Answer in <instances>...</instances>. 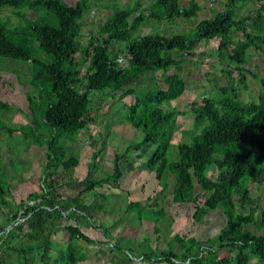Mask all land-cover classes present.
Instances as JSON below:
<instances>
[{
  "label": "trees",
  "instance_id": "16d2710c",
  "mask_svg": "<svg viewBox=\"0 0 264 264\" xmlns=\"http://www.w3.org/2000/svg\"><path fill=\"white\" fill-rule=\"evenodd\" d=\"M247 5V14L240 18ZM138 8L137 4L115 10L84 43L81 21L89 10V0L74 5L64 0H0V60L26 66L28 81L36 90L35 97H26L30 125L10 128L0 119V133L20 134L22 142L46 147L39 191L18 204L12 200L8 172L0 162V208L6 209L5 213L0 210V264L85 262L87 257L78 242H93L80 227L107 230L94 225L98 202L85 203L83 197L96 188L117 183L123 175L120 162H132L130 151L139 152L149 144L155 150L140 168L154 174L163 190L172 176L173 196L180 204L194 205V222H201L208 211L221 209L225 227L206 241L177 234L166 249L142 246L138 257L148 264H251L253 259L264 264V234L252 231L264 230V208L257 218L258 205L247 187L264 186V95L257 101L243 102L231 81L227 86L213 84L211 93L199 94L186 112L169 108L186 90L180 75L185 56L194 55L201 42L213 39L218 40L217 62L228 68L221 73L232 80L236 76L241 84L248 74L264 91V77L245 68L250 51L264 55V0H226L222 11L199 21L189 33L170 37L159 32L141 35L140 29L147 20L171 25L176 19H194L200 11L195 0H189L187 6L180 0H151L147 9L129 20ZM3 12L8 15L2 17ZM114 43L124 46L114 49ZM175 53L180 54L178 58ZM86 62L88 68L82 71ZM92 94L118 95L121 99L132 96L126 119L142 134V140L112 158L110 174L93 178L89 168L83 182L69 186H75L78 193L64 195L54 177L63 178V172H73L79 163L69 154L68 143L95 121ZM8 108L0 100V113H10ZM185 113L193 117L187 136L190 143L179 142L178 159L169 162L167 150L177 119ZM39 123L48 130L47 138L40 133ZM92 140L91 145L97 147V140ZM102 149L104 145L93 153L90 167ZM140 158L136 154V159ZM142 207L140 202H128L125 213L141 221ZM158 213V217H165L162 210ZM69 220L73 224L64 225ZM59 227L67 234L65 247H57L52 241ZM103 236V243L112 245L111 251L132 252L113 242L108 234ZM116 262L131 264L132 260L118 258Z\"/></svg>",
  "mask_w": 264,
  "mask_h": 264
},
{
  "label": "rangeland",
  "instance_id": "374dc122",
  "mask_svg": "<svg viewBox=\"0 0 264 264\" xmlns=\"http://www.w3.org/2000/svg\"><path fill=\"white\" fill-rule=\"evenodd\" d=\"M64 1L74 5L80 0ZM180 1L182 6H187L189 0ZM195 1L200 6V11L194 19L190 21L176 19L170 23L171 25L167 22L156 23L147 20L141 26L140 34L147 35L159 32L170 37L175 33H189L199 21L211 18L216 11H222L226 3V0ZM137 4L139 8L129 20L138 16L140 11L147 9L151 5V0H89V10L81 21L82 41L87 43L90 34H97L102 24L108 17L112 16L115 10L134 7ZM249 6L247 5L246 9L240 13V18L247 14L246 10L249 9ZM7 15L8 12L1 14L2 17ZM217 44V39L207 43L201 42L194 50V55L187 54L185 56L186 60L181 66L180 75L186 82V90L180 98L171 102L170 109L186 112L188 106L200 98V96L198 97L199 94L205 91L208 95L211 93L210 91L214 88L213 84L227 86L231 81H233V86L237 89L243 102L257 101L260 96L264 95L260 84L248 74H245V84H241L236 76H233L232 80L227 74L221 73L220 70H228V68L226 65L217 62L215 58ZM123 46L121 43H114L112 48H123ZM249 54L250 60L245 68L260 77H264V55L254 51H250ZM179 55V53L174 54L175 58H178ZM120 58L123 59V56ZM19 64L9 62L7 59L0 60V79H2L0 81V100L9 105L8 111H10L7 114L0 113V119L10 128L16 125H30L31 115L26 97H35L36 94V90L28 81L29 75L26 66ZM81 68L82 71H86L88 62L84 63ZM145 86L146 83L142 85V87ZM159 87L163 88V85L159 84ZM91 98L94 102L91 103L92 108L96 110L95 121L90 124L88 129L77 133L73 140L68 143L70 145L69 154L76 158L79 163L71 173L66 171L63 174L60 171L63 178L59 179L58 175L54 177V180H59L60 187L58 190L64 195L75 196L78 193L75 186L71 188L69 186L83 182L88 175L89 168L92 170L93 178L110 174L112 172V158L116 154H122L129 147L142 140V134L132 127L126 119V107L133 102L132 96L121 99L118 95L109 98L104 95L92 94ZM97 104H100V107H95ZM192 124L193 117L191 115L185 113L178 117L177 129L167 150L169 162L178 159L176 145L179 142L190 143V138L187 136L192 129ZM39 127L42 136L47 138L48 130L44 124L39 123ZM92 138L97 140V147L91 145ZM21 139L20 134L0 133V162L8 172L7 183L15 204L24 201L28 194L39 191L42 167L46 163L45 146H33L29 142H22ZM103 145L104 151L102 149L99 152L94 161L95 164L90 167L93 153L100 150ZM154 150L155 146L151 144L144 146L139 152L131 150L133 161L120 162L123 175L117 183L96 188L83 197L85 203L95 200L101 206L97 210L98 219L94 225L107 230L104 232L94 226L88 229L80 227L81 232L93 242L91 245H87L82 240L78 242L84 254L87 255V261L83 264H112L110 261L113 254L109 250V245L100 243L105 240L103 234H108L109 239L113 242L122 244L124 247L127 246L126 249H131L132 254L130 253V255L134 259L133 264H144L138 259V252L142 251V246L145 247L150 243L149 245L153 249H166L168 241L177 234L185 238L193 237L198 241H206L225 227V219L221 209L208 211L201 222H194V205L192 203L180 204L176 202L173 196L174 179L172 176L167 180V188L162 190V187L157 185L154 174L141 172L140 165L152 155ZM136 154L140 155V160L136 159ZM14 157H16L15 161ZM15 166L18 168L17 170H14ZM247 187L250 196L256 200L258 205L255 216L259 218L264 208V186L251 184ZM100 196H105L108 199L104 200ZM127 201H140L143 206L141 212L143 225L140 223L141 221L135 219L134 214L125 213ZM0 210L6 212L3 206ZM160 210L163 211L164 218L158 217ZM247 211L249 210L247 209ZM113 223H116V226ZM68 224H73V221H66L64 225ZM252 231L257 235L264 234L262 229L253 228ZM52 241L57 247L66 246L67 234L62 227L56 229ZM118 256L120 257V255ZM251 264H259V262L253 259Z\"/></svg>",
  "mask_w": 264,
  "mask_h": 264
},
{
  "label": "crops",
  "instance_id": "0c3cea01",
  "mask_svg": "<svg viewBox=\"0 0 264 264\" xmlns=\"http://www.w3.org/2000/svg\"><path fill=\"white\" fill-rule=\"evenodd\" d=\"M141 169V168H140ZM141 172H146V173H148L146 170H141ZM150 174H152V173H150ZM157 185H158V183H157ZM158 186H160V185H158ZM162 187V186H161ZM162 190H163V188H162ZM159 192V191H158ZM129 202H131V201H129ZM132 202H140V201H132ZM127 203H128V201H127ZM101 207V206H100ZM142 225L144 224L142 221L140 222ZM93 227V226H92ZM84 228V227H83ZM88 229V228H87ZM156 230H154V232H155ZM104 237V236H103ZM105 239V238H104ZM106 241V239L104 240V242ZM109 242V241H108ZM100 243H103V242H100ZM145 243V242H144ZM108 245H109V250H110V247L112 248V245L111 244H109V243H107ZM150 244V243H149ZM149 244H147L146 246H150L151 247V245H149ZM153 249V248H152ZM111 251V250H110ZM112 252V254H113V258L111 259V263L112 264H119V263H117L116 262V259H118V258H120V259H124V257H125V259L128 257V253H126L127 251H125L124 250V253H122V254H120V253H116L115 251H111ZM138 252V251H137ZM118 255H120V257L118 256ZM86 257H87V255H86ZM115 257V258H114ZM139 258V257H138ZM87 261V260H86ZM85 261V262H86ZM85 262H83V263H85ZM83 263H80V264H83ZM131 264H133V261H132V263Z\"/></svg>",
  "mask_w": 264,
  "mask_h": 264
},
{
  "label": "built area",
  "instance_id": "2783aa9c",
  "mask_svg": "<svg viewBox=\"0 0 264 264\" xmlns=\"http://www.w3.org/2000/svg\"><path fill=\"white\" fill-rule=\"evenodd\" d=\"M129 256V258L133 261L134 259H133V257H131L130 255H128ZM138 259H140V262H143L142 261V258H138ZM144 264H148L147 262H143Z\"/></svg>",
  "mask_w": 264,
  "mask_h": 264
}]
</instances>
